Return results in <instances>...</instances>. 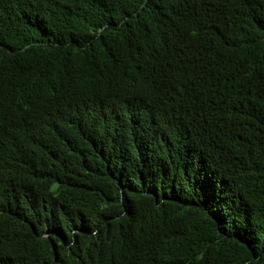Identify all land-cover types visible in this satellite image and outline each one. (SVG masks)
I'll return each mask as SVG.
<instances>
[{"label":"trees","instance_id":"1","mask_svg":"<svg viewBox=\"0 0 264 264\" xmlns=\"http://www.w3.org/2000/svg\"><path fill=\"white\" fill-rule=\"evenodd\" d=\"M0 264H264V0H0Z\"/></svg>","mask_w":264,"mask_h":264},{"label":"clouds","instance_id":"2","mask_svg":"<svg viewBox=\"0 0 264 264\" xmlns=\"http://www.w3.org/2000/svg\"><path fill=\"white\" fill-rule=\"evenodd\" d=\"M135 85H136V84H135ZM132 90H133V91H131V96H135V95H137V93H138V92H136L137 89L134 87ZM129 109H130V112L133 113V116H134V114H135V115H136V114H140V115H142V114H145V113H149V114H150V117L152 116L151 112L146 108V106H144L142 103H139L138 101H136V102H135V101H132V102L130 103V105H129ZM171 113L174 114V115L177 116V117H183V118H184V116L181 115V114H179L178 112L171 111ZM167 128H168L169 130L172 129V127H170L169 125H167ZM180 131H181V130H178V133H179ZM141 137L143 138L144 135L142 134ZM182 139H183V144H182V145L184 146L183 150L186 151V152H188V155H194V154H196V153H197V150H196V152H195V150L193 149V146L189 144L187 138H186V137H183ZM139 140H142V142H146L145 139H138V141H139ZM143 140H144V141H143ZM160 146H161V145H160ZM144 147H145V146H144Z\"/></svg>","mask_w":264,"mask_h":264}]
</instances>
